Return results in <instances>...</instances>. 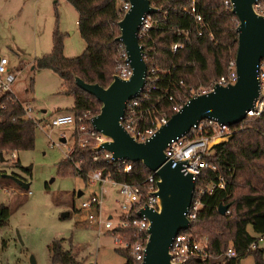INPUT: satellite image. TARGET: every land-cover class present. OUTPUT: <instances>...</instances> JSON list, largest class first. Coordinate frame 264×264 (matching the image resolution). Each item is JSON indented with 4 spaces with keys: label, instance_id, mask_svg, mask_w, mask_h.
Wrapping results in <instances>:
<instances>
[{
    "label": "trees",
    "instance_id": "trees-1",
    "mask_svg": "<svg viewBox=\"0 0 264 264\" xmlns=\"http://www.w3.org/2000/svg\"><path fill=\"white\" fill-rule=\"evenodd\" d=\"M66 1L78 13V31L85 48L78 56L67 57L64 54V35L55 24L51 50L34 58L32 70L48 69L58 75L64 86L62 92L73 97L68 112L97 114L101 103L78 87L74 78L78 76L87 83L106 87L113 75L121 72L122 65L130 70L122 54L123 44L117 40V23L124 14L123 0ZM118 1L121 2L119 6ZM150 2L158 11L149 14L152 24L139 34L147 64L143 92L150 89L144 105H154L156 113H166L169 118L175 113L169 95L184 102L192 88L208 86L212 80L228 74L229 62L234 59L237 49L238 19L231 12V4H226L225 0ZM197 15H200V20H196ZM174 44L179 45L176 50L172 49ZM30 82L32 88L33 79ZM37 123L26 115L22 101L12 94L2 95L0 158L11 151L32 149ZM87 126L90 128L89 124ZM231 128L228 139L214 145L206 158L209 167L202 169L195 182L192 200L200 199L204 203L202 213L186 230L180 231L205 242L211 257L204 261L191 258L188 264H240L241 259L249 255L253 258L252 264H264V249L259 245V239L264 238V110L259 116H246ZM73 131L74 144L57 167L60 176H79L87 180L88 173L99 171L103 178L145 189V180L151 171L141 161L121 160L110 164L103 150L94 149L96 141L93 137L81 133L89 138V142L79 147L76 128ZM127 163L130 169L124 171ZM14 164L21 167L18 161ZM1 175L11 179L2 170ZM10 175L24 180L17 173L11 172ZM219 177L223 178V188L216 187L211 194L198 193L199 186L217 182ZM220 204L227 205L229 212L220 214ZM12 211L9 205L0 203V226L7 223ZM74 211L78 210L74 208ZM130 213L137 217L133 210ZM108 232L121 237L129 245L138 241L141 234L130 222L124 226L114 225ZM62 240L54 238L48 245L50 264H86L75 258L71 250L65 249ZM252 243L256 244L253 249L249 248ZM228 247L234 249V257L223 255ZM115 251L125 258L124 264H141L131 255L129 247H116Z\"/></svg>",
    "mask_w": 264,
    "mask_h": 264
},
{
    "label": "rangeland",
    "instance_id": "rangeland-1",
    "mask_svg": "<svg viewBox=\"0 0 264 264\" xmlns=\"http://www.w3.org/2000/svg\"><path fill=\"white\" fill-rule=\"evenodd\" d=\"M77 18V11L66 0H0V54L18 68L14 96L30 109L27 115L38 122L34 147L15 152V156L11 151L0 161V170L17 173L28 183L24 189L0 176V187L9 190H0V203L13 208L7 223L0 226V264H31V256L36 264H50L48 245L54 238H62L63 247L74 250L86 264L125 263L115 251L118 246L113 236L102 227L98 232L85 225L83 215L74 211L95 192L101 199L102 218L112 215L115 225L121 214L119 187L106 180L101 188L97 182H89L88 174L84 180L57 173L59 162L74 144V131L71 124L54 127L50 120L56 114L68 113L73 97L62 92V80L53 71L31 68L34 58L51 50L55 24L64 35V54L74 57L82 53L85 42ZM202 87L205 85L192 88L190 93ZM79 191L83 193L78 195ZM63 212L69 214L62 216ZM259 245L264 249V238ZM252 263L250 255L240 262Z\"/></svg>",
    "mask_w": 264,
    "mask_h": 264
},
{
    "label": "water",
    "instance_id": "water-1",
    "mask_svg": "<svg viewBox=\"0 0 264 264\" xmlns=\"http://www.w3.org/2000/svg\"><path fill=\"white\" fill-rule=\"evenodd\" d=\"M127 1L129 7L117 23V40L123 44L130 75L123 78L114 74L106 87L87 83L78 76L74 80L78 87L95 96L101 103L91 125L109 139L96 145L94 149L108 151L115 161H141L158 178L155 191L157 209L143 208L137 213L149 222L150 237L145 245L142 264H180L171 261L169 249L173 238L189 227L186 212L192 202L195 181L190 173L183 174L180 171V163L167 159L164 149L171 140L186 134L203 119L231 126L246 117L259 93L257 68L264 58V15L253 9L255 0H229L231 12L238 19L235 82L228 85L216 84L213 90L192 96L150 137L145 141H138L128 133L121 120L128 101L138 96L145 85L147 64L139 32L145 16L158 11V8L150 0ZM61 140L65 141L64 138ZM2 160L1 157L0 161ZM5 176H10L24 189L28 187L27 182L16 176ZM78 195H81V191ZM227 209V205L218 206V212L222 215ZM68 214L63 212L62 216ZM30 263L36 264L33 256L30 257Z\"/></svg>",
    "mask_w": 264,
    "mask_h": 264
},
{
    "label": "built area",
    "instance_id": "built-area-1",
    "mask_svg": "<svg viewBox=\"0 0 264 264\" xmlns=\"http://www.w3.org/2000/svg\"><path fill=\"white\" fill-rule=\"evenodd\" d=\"M225 3H230L229 0H225ZM129 7L127 0L122 1V10L125 12ZM253 9L261 15H264V0H255L252 4ZM194 11V8H192ZM200 15L196 16V20H200ZM151 18L149 15L145 16L142 21L139 34H143L151 26ZM178 44L172 46L173 50H176ZM125 55V51L122 53ZM126 61V60H125ZM127 64V62H126ZM257 74L259 79V93L255 102L250 110L247 111L246 116H259L264 110V58L258 63ZM123 78H127L130 75V70L126 69L125 65L121 66V72L118 74ZM16 73L9 67V60L5 56H0V97L5 94L14 95L13 83L15 81ZM150 78V77H149ZM237 78L235 70V60L232 59L229 62V72L225 76L219 77L217 80H212L208 86L202 87L200 90L190 93L189 98L194 95L204 94L213 90L216 84L228 85L234 83ZM146 81V80H145ZM182 83V82H180ZM192 90V89H191ZM150 89L147 88L144 92L143 89L138 96L128 101L125 114L122 117V124L130 135H133L138 141H145L150 137L161 125L168 121L166 113H156L154 105L145 106L144 100L149 97ZM188 98V99H189ZM15 99H18L15 97ZM169 101H172V107L178 111L186 101H176L172 95L168 96ZM19 100V99H18ZM3 107V105H1ZM29 108L25 107L26 115L29 112ZM96 114L90 111L83 112L81 114H74L71 112L60 113L53 116L50 120V125L58 127L64 124L73 125V130L76 128L77 144L79 147H83L89 142V138L95 139V145L100 144L109 138L97 132L91 125L92 118ZM149 115V118L147 117ZM28 116V115H27ZM29 117V116H28ZM148 119V122H147ZM90 125V128L87 125ZM232 128L228 124H221L215 120L203 119L197 126L191 128L189 132L171 140L164 149V153L168 160L174 163H180L183 174L190 173L196 182L198 176L201 174L203 168L209 167L207 157L211 154L215 144L223 142L228 139L231 135ZM88 134L89 138L82 136ZM83 137V138H81ZM104 151V156L107 161L112 164L115 162L111 154ZM69 154V153H68ZM67 154V156H68ZM15 156V152L13 153ZM66 156V157H67ZM126 161V160H124ZM130 169V164L125 165L124 171ZM214 170L215 167L212 166ZM88 180L90 183L103 184L108 178H103L99 171H93L88 173ZM158 178L155 173L151 172L145 180L146 187L141 189L138 185H134L128 182H116L111 181L113 185L119 187V192L122 196L120 203L121 215L116 220V224L127 225L129 222L140 231L138 241L129 245L124 242L121 237L113 236L115 244L118 247H129L130 253L135 260L140 261L144 257L145 245L150 237L148 231L149 222L144 216H138V211L143 208H155L157 209L158 200L155 195L157 190ZM102 186V185H101ZM223 188L224 181L222 177H219L217 182L205 184L204 186L198 187V193L211 194L215 188ZM3 192H8L6 187H0ZM195 191V188H194ZM204 203L200 199L192 200L186 216L189 220V225L193 220L200 217ZM136 212L137 217H132L131 211ZM79 212L84 217L85 225L89 227H100L104 229H111L112 219H103L101 216V199L97 194H92L90 197L82 201ZM229 209L226 210V213ZM262 238L259 239L261 241ZM256 247L255 243H252L249 248L253 249ZM170 256L173 263L188 264L191 258H198L202 261L211 257L208 253L205 242H200L192 238L189 234L179 232L172 240L170 245ZM226 257H234L235 251L232 247H228L224 253Z\"/></svg>",
    "mask_w": 264,
    "mask_h": 264
},
{
    "label": "crops",
    "instance_id": "crops-1",
    "mask_svg": "<svg viewBox=\"0 0 264 264\" xmlns=\"http://www.w3.org/2000/svg\"><path fill=\"white\" fill-rule=\"evenodd\" d=\"M0 56H5V55H2V54H0ZM6 57V56H5ZM8 58V57H7ZM9 60V59H8ZM31 62V61H30ZM31 65H32V62H31ZM9 67L11 68V70H14L15 71V73H16V70H18V68H15L12 64H11V60H9ZM31 68H32V66H31ZM13 91H15L14 90V88H13ZM99 184V183H98ZM100 185V187L102 188L103 187V184H99ZM102 185V186H101ZM83 192L81 191V194H82ZM93 194H96L95 192L93 193ZM77 210H79V209H77ZM121 215V214H120ZM112 215H109L108 216V218L107 219H112ZM92 228V227H91ZM95 228H97V227H95ZM101 228V227H100ZM100 228H99V230H98V232L100 231ZM103 228V227H102ZM98 229V228H97ZM104 229V228H103ZM106 232H108V229H104ZM69 250H71V252H72V254H73V256L75 257V258H77V259H79L78 258V256H77V254L76 253H74V250H72L71 248L69 249Z\"/></svg>",
    "mask_w": 264,
    "mask_h": 264
}]
</instances>
